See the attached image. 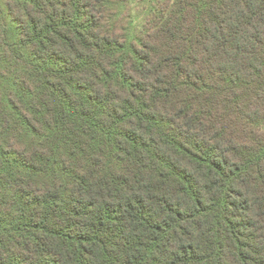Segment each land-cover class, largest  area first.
Listing matches in <instances>:
<instances>
[{"label": "trees", "instance_id": "obj_1", "mask_svg": "<svg viewBox=\"0 0 264 264\" xmlns=\"http://www.w3.org/2000/svg\"><path fill=\"white\" fill-rule=\"evenodd\" d=\"M0 264H264V0H0Z\"/></svg>", "mask_w": 264, "mask_h": 264}]
</instances>
